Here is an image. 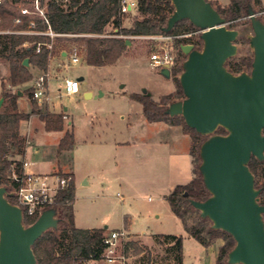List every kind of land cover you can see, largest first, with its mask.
Returning a JSON list of instances; mask_svg holds the SVG:
<instances>
[{
    "label": "trees",
    "instance_id": "16d2710c",
    "mask_svg": "<svg viewBox=\"0 0 264 264\" xmlns=\"http://www.w3.org/2000/svg\"><path fill=\"white\" fill-rule=\"evenodd\" d=\"M9 1L19 0H1V29L30 30V20H34L36 26L31 30L46 31L50 27L59 34L55 36V40H52L46 34L0 33V57L9 62L12 86H19L32 78L29 66L23 63L25 58L29 59V64L33 63L38 68L45 70L48 67L50 54L55 53L56 48L62 44L63 40L77 41L76 45L81 52L85 51V62L90 65L102 66L116 63L129 47L125 36L179 34L198 29L189 19H183L177 22L170 32L163 31L168 18L175 10L171 0H137V10L140 16L134 17L130 26L124 25V20L130 12L122 11V0H41L42 5L46 6L49 24L45 23L41 16L34 15L24 17L23 22L19 25L13 24L17 12L8 7ZM210 1L213 3L212 0ZM262 4L263 0H229L227 4L213 3L226 18L227 26L237 29L243 18H246L250 23L248 8L251 5L264 21V16L257 8V5ZM109 26L113 28L109 33L114 36H104ZM51 41H53L51 49L43 46L40 52L36 51L38 42ZM190 41L182 38L175 40L178 56L171 74L174 76L177 87L173 92L162 95L158 100L141 93H131L129 96L142 103L143 113L147 120L180 124L183 126L184 132L191 136L190 153L193 158V177L186 184L176 185L166 194V199L169 201L172 211L183 221L189 234L205 247L217 239L223 241L215 264H230L228 253L235 246V239L229 232L213 228L211 220L201 217L200 211L190 203V199L205 200L211 194L204 184L199 169L201 163L200 145L208 136L202 135L188 126L182 115L171 116L165 112L171 102L185 97L178 77V74L183 71L184 61H180L179 57L185 56L181 44ZM195 46L202 48L203 41L200 36ZM252 61L253 56H234L227 60L226 66L234 73L250 72ZM27 92L33 102L30 112L18 110V94L16 92L3 94L5 107L0 110V185L6 186L10 192H14L20 185V181L13 179V175L21 178L25 174L24 160L15 158L16 155H24L27 146V139L21 134V122L28 119L32 113H39L45 122L46 130H64L65 128L64 112H41L37 100L33 97V88L31 87ZM216 132L225 134L227 130L220 126ZM74 146L75 133L71 128L61 139L58 151H69ZM249 167L255 176L256 187L261 188L260 203L264 204V159L260 160L256 156H252ZM59 174L66 173L59 172ZM75 196L74 180L66 187L59 189L56 201L51 205L57 210L59 225L57 228L45 231L33 245L38 264H85L87 261L100 259L105 247L103 240L108 228L77 227L74 223L73 209ZM9 200L13 203L18 202L15 193L9 195ZM193 215L194 221L190 222ZM37 218V215L30 216L24 210L25 225L32 224ZM157 237L163 238L161 241L164 243L173 242L178 264H183V236L161 234ZM130 246H134L137 253L145 250L137 241L131 240L125 245V253L128 252Z\"/></svg>",
    "mask_w": 264,
    "mask_h": 264
},
{
    "label": "rangeland",
    "instance_id": "374dc122",
    "mask_svg": "<svg viewBox=\"0 0 264 264\" xmlns=\"http://www.w3.org/2000/svg\"><path fill=\"white\" fill-rule=\"evenodd\" d=\"M212 1L214 4L216 2L227 4L229 0ZM257 8L264 16V2L262 5H257ZM136 16H140L137 9L128 14L124 25L130 26ZM240 21L241 24L238 27L240 35L236 40L239 50L236 56H253L249 40V35L253 33L251 23L247 22L246 18ZM112 29L111 26L107 27V33L104 36H114L109 33ZM125 37L130 41L129 47L119 60L114 64L102 66L85 62L84 50L81 52L82 61L76 64L71 63L67 57L63 58L60 51L69 50L71 46L78 43L74 40H63L55 53L49 56L47 69L42 70L33 63L28 64L32 78L19 86L11 85L9 62L0 57V98L5 92H16L19 110L30 112L33 102L27 92L28 89L32 87L37 75L43 71H51L55 77L49 82V106L51 110H64L68 114L65 123L70 128L72 125L69 121L74 125L77 132L76 147L73 153H64L59 157L54 155L55 158L53 157L52 161V150L58 143V134L47 133L45 130L36 133L33 135L36 144H47V146L45 150L42 149L31 156L33 163L28 170L48 174V171L53 170V166L58 169L64 167L72 169L77 174L79 186L73 205L75 225L79 227L108 226L109 231L122 229L126 225L129 233L126 238L120 239L117 252L124 255L126 264H178L173 242H162L163 238L157 237L161 234L183 236V264H206L205 246L189 234L183 221L172 211L166 199V194L174 189L173 180L176 179L171 168L172 160L176 156L171 155L169 144L159 143L149 146L132 144L121 149L124 154L116 158V162L105 155L103 156L105 159L101 162H89L84 158L86 154L80 152L83 136L90 131L89 120L93 116H103L112 120L113 129H124V122L118 118L117 110L124 107L132 108V110L142 108L139 101L129 98V94H144L143 90L147 89L151 93L150 96L158 100L177 87L172 74L166 77L160 73L161 68H155L150 64L151 52L155 47L154 40L149 36ZM52 40H55V37ZM187 57L188 55L185 54L179 57V60L185 61ZM56 75L60 77L56 78ZM80 76L83 78L79 80L78 93H67L64 88L59 90L66 77L79 78ZM86 90L91 92V95H87ZM19 91L23 94L19 95ZM37 104L40 108L46 107V103L37 102ZM4 107L5 102L1 110ZM136 118L135 114L131 117L132 120ZM148 123L150 129L153 125H162L155 122ZM132 127L130 129L134 132V136L139 137L140 134L145 140L154 138V131L149 130L146 133L140 124ZM182 145L184 146L185 142ZM86 171H90V183L83 185L81 176ZM189 174L193 176L191 170ZM193 221L194 215L190 219V222ZM131 240L137 241L145 250L137 253L135 247L130 246L125 253V245ZM86 264H105V262L90 260Z\"/></svg>",
    "mask_w": 264,
    "mask_h": 264
},
{
    "label": "water",
    "instance_id": "95a60500",
    "mask_svg": "<svg viewBox=\"0 0 264 264\" xmlns=\"http://www.w3.org/2000/svg\"><path fill=\"white\" fill-rule=\"evenodd\" d=\"M171 1L175 10L164 32L183 19L202 30V48L181 44L188 55L179 76L185 97L165 109L171 116L182 115L188 126L208 136L200 145L199 169L211 194L205 200L190 199V203L201 217L211 220L213 228L235 239L228 253L230 264H264V204L249 167L252 156L264 159V21L251 5L252 69L234 73L226 62L238 53L240 30L229 28L210 0ZM23 63L28 65L29 59ZM160 73L170 77L171 69L166 66ZM143 93L151 95L147 89ZM3 103L1 97L0 110ZM220 126L227 133H217ZM11 194L0 185V264H38L33 245L45 231L58 227L57 210L45 209L25 225L23 208L9 200Z\"/></svg>",
    "mask_w": 264,
    "mask_h": 264
},
{
    "label": "crops",
    "instance_id": "0c3cea01",
    "mask_svg": "<svg viewBox=\"0 0 264 264\" xmlns=\"http://www.w3.org/2000/svg\"><path fill=\"white\" fill-rule=\"evenodd\" d=\"M264 2V0H263ZM17 12V11H16ZM34 16V15H32ZM14 24V22H13ZM15 25V24H14ZM1 29V28H0ZM2 30H11V29H2ZM19 31H26V30H19ZM35 31H40V30H35ZM42 32V31H41ZM6 33V32H4ZM16 33H29V32H16ZM29 34H45V33H29ZM47 35V34H46ZM66 51L62 49L61 56L63 58L67 57ZM68 58V57H67ZM55 77V76H54ZM60 76L56 75V78ZM83 77L80 76L78 79H82ZM60 88V87H59ZM61 90V89H59ZM87 95H91V92L85 91ZM23 94L21 93L19 95ZM129 98H131L129 96ZM132 100H135L138 102V100L131 98ZM140 102V101H139ZM141 103V102H140ZM18 105V104H17ZM46 107L40 108L41 112H64L65 113V119L68 118V114L62 110H51L49 106V102H46ZM142 106V103H141ZM19 110V108H18ZM67 110V108H65ZM20 111V110H19ZM119 119L123 121L125 128L124 129H113L114 123L112 120L107 119L106 117L103 116H93L92 119L89 120V125H90V131H87V133L83 136V146L80 149V152L82 154H86L84 157L87 161L89 162H101L103 156H107L109 159H113L116 162V158L118 159L119 156L123 155L124 152H121L122 148H125L127 146H132V144H141L144 146H149V145H155L159 143H166L169 144L172 154L176 156L174 160H172L171 168L173 170V176H176V179L173 180V184L176 186L178 184H186L188 183L192 177L189 176L190 170L192 171L193 174V158L190 153L191 149V144H192V139L191 136L188 133H185L183 130V126L180 124H170L166 121H149L146 119L144 113H143V106L142 108H137L136 110H132V108L124 107L120 108L119 110ZM135 111V112H134ZM115 113V112H112ZM136 115V119L132 120L131 117ZM160 123L162 125H153L150 129L148 127L149 123ZM71 128L73 129L75 133V144L77 141V132H75L74 125L71 124L72 122L69 121ZM140 124L141 127H144L145 132L147 133L149 130H152L155 132L154 138H150L148 140H145L142 138V136L139 134L138 136H134V132H132L130 128H133V125H138ZM146 126V127H145ZM70 127L66 126L65 123V128L64 130H53L49 131L46 130L45 128V122L41 119L39 113H32L30 117L26 120H23L21 122V134L27 139V146H26V151L24 155H16V159H23L24 161H28L29 164L24 167V170L26 173H41V174H47L41 171H36V170H28V167L33 163L31 160V156L34 155L35 153H38L42 149L45 150L46 145L41 144L37 145L35 142L34 134L36 133H41L43 130H45L47 133H56L58 134V143H56V147L52 150L53 151V156H52V161L54 155L59 157L63 156L64 153H73L75 150V147L72 150L69 151H58V146L61 141V139L64 137L65 133L67 130L71 129ZM113 129V130H112ZM145 134V133H144ZM127 135V136H126ZM155 139V140H153ZM183 142H185V145L183 146ZM55 158V157H54ZM182 158V159H181ZM56 161H58L56 159ZM191 163V165H190ZM52 171H48V174H59L61 173H71L74 176V181H75V186H76V192L78 190V180H77V174L70 169L69 167H64L58 169L56 166H53ZM190 178V179H189ZM182 179V180H181ZM81 181L83 185H87L90 183V171H86L82 176H81ZM170 192V191H169ZM168 192V193H169ZM166 194V193H165ZM77 195L75 196L76 200ZM128 220V219H126ZM79 227V226H77ZM94 227H103V226H81L79 228H94ZM106 228L108 226H105ZM123 228L127 230V226L125 225ZM109 232V230H108ZM128 232V230H127ZM129 233V232H128ZM221 239H217L214 241L211 245L208 247H205L207 250V259H206V264H215L216 258L219 253V248L220 245L222 244ZM86 264V263H85Z\"/></svg>",
    "mask_w": 264,
    "mask_h": 264
},
{
    "label": "built area",
    "instance_id": "2783aa9c",
    "mask_svg": "<svg viewBox=\"0 0 264 264\" xmlns=\"http://www.w3.org/2000/svg\"><path fill=\"white\" fill-rule=\"evenodd\" d=\"M1 2V0H0ZM9 8H13L17 11V15L14 18V24L19 25L23 22L24 17L39 15L43 18L44 22L49 24V20L46 16V6L42 5L41 0H19V1H9ZM121 9L123 12H132L137 9V0H122ZM1 21V19H0ZM36 26L34 20H30L29 27L30 30L19 31V30H2L0 33L4 32H29V33H45L53 39L55 36L59 35L55 33L50 27L46 31H35L31 30ZM202 30L200 28L194 29L188 32H183L179 34H157L150 35L149 37L154 40L155 47L151 52L150 64L155 68H164L169 66L172 71V67L177 61V51L175 40L176 39H189L190 42L195 45L199 36L201 37ZM52 42H38L36 51L40 52L43 46L47 48H52ZM51 55V54H50ZM66 55L70 62L76 64L82 61L81 50L77 45H73L66 51ZM160 69V70H161ZM54 78L51 71H43L41 74L37 75L32 84L33 97L38 103H46L49 101V82ZM64 88L67 93L75 94L80 91V83L78 78H68L64 79L63 84L59 89ZM28 161L23 162V166H27ZM13 179L19 180L20 185L14 190L17 196V204L25 210L30 216L40 214L50 207L56 201V196L60 188L66 187L72 180L74 176L71 173L66 174H41V173H26L23 177L18 178L15 174ZM128 232L125 228L122 229H112L104 237V250L101 254L100 259L105 262V264H126L123 254H118V246L120 239L126 238ZM95 260V261H96Z\"/></svg>",
    "mask_w": 264,
    "mask_h": 264
},
{
    "label": "flooded vegetation",
    "instance_id": "af4514ba",
    "mask_svg": "<svg viewBox=\"0 0 264 264\" xmlns=\"http://www.w3.org/2000/svg\"><path fill=\"white\" fill-rule=\"evenodd\" d=\"M196 47V46H195ZM198 48V47H197Z\"/></svg>",
    "mask_w": 264,
    "mask_h": 264
}]
</instances>
